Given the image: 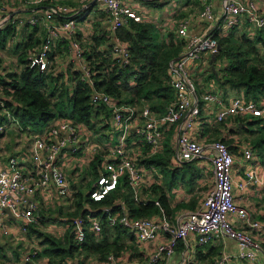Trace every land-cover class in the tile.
<instances>
[{"label": "built area", "instance_id": "built-area-1", "mask_svg": "<svg viewBox=\"0 0 264 264\" xmlns=\"http://www.w3.org/2000/svg\"><path fill=\"white\" fill-rule=\"evenodd\" d=\"M42 1V0H37ZM100 5L111 23L112 32L118 41L109 49L108 55L116 59L123 67L131 64V53L126 41L119 38L118 29L128 25L132 20L142 22L143 15L139 14L125 0H93ZM202 8L199 18L205 23L206 32L191 35L189 19H182L178 26V37L182 39L183 51L178 58L169 64L171 69V85L174 87L177 98L170 104L169 111L162 116H153L149 109L143 112L146 120L141 127L142 135L156 152L164 135L166 127H175L176 151L174 160L178 163L187 161H199L207 163L212 172L214 183L206 194L202 204L184 214V219L173 223L167 216L155 217H132L128 211L116 213L113 206H107L103 212L107 214L110 225H121L132 231L140 244L148 241H158L156 250L146 249L144 263L128 261L124 256L111 254L107 261L100 264H157L159 261H167L175 254L180 241L188 242L186 248L194 241L199 246H204L213 241L227 237L237 243V253H222L212 264H236L246 262L255 264L264 249H262L258 234L264 231V221L255 220L247 208L236 202L234 190L236 185L242 189L248 181L255 183L260 181V176L254 169L247 172V179L235 183L233 170L236 158L226 141L219 139L208 143L198 142L190 135V130L197 126L203 110L210 109V102L220 103L221 108L214 116L215 122L219 123L229 117L237 115L264 114V96L254 100H247L244 94L231 99L222 98L218 93H209L201 96L197 92L195 80L190 73L187 64L196 63L204 54L209 56L219 53V41L215 37L222 29H232L241 25L245 20L248 24L249 35H253L258 29L264 28V14L255 0H222L219 11L214 10L211 0H201ZM0 25L10 20L16 21L17 25L36 26L40 22L39 16H13L8 12L5 0H0ZM47 22L46 37L39 46L30 48L29 67L39 71L56 70V64L51 57L54 39L63 32L72 39V49L78 59L81 60L80 69L83 72V80L92 83L95 70H92L86 60V52L83 51L77 40V25L81 18L78 11H74L70 5L55 4L49 7L45 15ZM64 17L67 20L56 23V18ZM14 40H12V43ZM0 88V108L7 118L2 130L12 125L15 121L12 112L6 107V98L2 96ZM91 100L94 104H105L112 107L114 122L120 131L119 145L113 151V158L99 171L96 181L89 190L90 199L100 202L106 199L110 191L116 189L121 178L127 179L135 197L139 193V185L144 173L133 159L125 154V141L131 131L134 121L137 119V109L130 105H120L109 92L94 89ZM204 103L206 104L204 107ZM82 133L79 126L73 121L60 119L54 122L52 127L35 136L32 142L31 156L36 164L35 176L24 178L16 169L18 158H13L12 171L0 173V233L9 235L11 227L2 219L3 211L9 209L12 216L21 220L24 224L21 228L26 231L25 225L37 222L38 203L33 199L37 193L53 186L61 196L70 194V184L58 158L69 147L73 152H78ZM162 143V142H161ZM208 148V150H207ZM94 151L96 145H92ZM96 155V154H95ZM247 160L253 159L254 148L247 145L243 150ZM211 166V167H210ZM92 212L85 217L74 218V233L80 242L85 240V224L90 222L91 231L99 233L102 229L101 220L93 216ZM241 224L239 228L237 225ZM246 228V229H245ZM248 229V230H247ZM37 254L34 250L26 253V261H30ZM185 261L187 258L184 259ZM47 264V263H46ZM65 264V263H64ZM98 264V263H97Z\"/></svg>", "mask_w": 264, "mask_h": 264}, {"label": "crops", "instance_id": "crops-1", "mask_svg": "<svg viewBox=\"0 0 264 264\" xmlns=\"http://www.w3.org/2000/svg\"><path fill=\"white\" fill-rule=\"evenodd\" d=\"M255 1L258 3L260 9L264 14V0ZM125 2L129 3L133 9H135L139 14L143 15L142 21L151 23L157 28L158 32H160L161 34V39L163 41L169 43L171 41L176 42V39H178L177 43L182 46L181 49L183 48L184 42L180 37H178L177 26L182 19H189L191 21L189 30L191 35H198L206 32V25L199 18V11L202 8L201 0H125ZM59 3L70 5L74 11H78V14L81 18L77 21V40L79 41L81 48L84 52H86V54H88V52H91L94 47L97 48V51L109 52L110 47L118 42L115 39V33L112 32L111 23L108 20L105 11L93 0H5L7 11L11 12V14L15 17H27L32 15L40 17V22L36 26L17 25V29H19L16 35L20 36L18 40L24 41V38H27V36H29L28 34H31L33 41L36 40V38H39L40 41H43L47 35L45 31L47 26L45 15L48 12L50 6ZM211 3L214 10H220L222 0H211ZM65 20L67 19L64 17H60L56 18L55 22L61 23ZM0 27H2V24L0 25ZM247 27L248 24L244 20L241 25H237L234 28L237 29V31L239 30V32L248 34L249 30L247 29ZM233 31L234 30L232 29H222L219 34L222 36H227ZM260 31L264 32V28L258 29L253 33V35H251V37L253 38V36L258 35ZM59 34L60 35L54 39L55 43L51 51V53L54 54L53 60L55 61L57 67L55 71L62 73L67 70L70 71L80 69L81 60L78 59L73 52L72 39L63 32ZM171 35H173V37H171ZM258 43L261 52L264 55V41H259ZM8 45L14 46L12 41H9ZM182 51L183 49L180 51V54ZM64 52L68 53V57H65L63 55ZM3 57H5V54L0 49V67L3 68L2 71L0 69V74L4 75L3 77H5V74L7 73L5 69V67L7 66V62L2 61ZM214 61L215 59L212 61V55L209 56L208 54H204L201 58L198 59V61H196V63L187 64V67L195 80L197 92L201 96L213 92L220 93V91H218L220 88L218 87L221 85H219V83L214 78H209V73L211 72V70H214ZM18 66H20L19 61ZM218 67H220V64ZM217 71L218 69H216V73L214 71L216 75ZM203 76H205L204 83L203 85H201V83L203 82ZM61 79L66 82L68 89L71 90L73 88L75 82L73 80H69V74H66V77ZM210 81L213 83V85L210 84ZM229 89L227 90V94L230 96H228L227 98L223 97L224 92H221L220 94L223 95H221L222 98L231 99L236 97L237 95L239 96L244 93L243 91H235L232 89H230L231 91L229 93ZM231 93H235V95L232 96ZM2 96L9 100L6 92H2ZM176 98L177 94L175 92L173 101H175ZM173 101L168 104L167 110L163 114L169 111L170 104ZM208 104L212 106H210V109L208 111H202L199 120L200 123H198L197 126H194L190 130V135L194 140L200 143H208L219 139H224L226 141L228 140V144L232 150V153L234 154V157L236 158V164L233 170L235 183H239L240 180L247 179L246 174L248 171L252 169L256 171V173L261 178L260 181L257 183H255L254 181H248L247 186L244 189L236 185L234 195L236 196V202L245 206L249 213H251L253 219L257 221H264V149L263 151L262 149L260 151L257 148L256 150L254 149L253 159L247 160L243 155L244 148L247 145H250L253 148L255 147L250 144V142L244 141L242 136L243 134L238 132L240 131V128H238V131L233 133L229 131L228 127H233L230 121H228L230 125H227L226 122H215L214 116L221 108L220 103L216 104L210 102ZM205 105L206 104L204 103L203 107ZM145 109H149L153 116H162L154 112L152 113L149 106H145V108L141 109L140 113L139 111H137V119L136 121H134L127 140L125 141L126 144L122 145L125 147V154L133 159V161H135L139 166L140 170L144 173V177L142 178L143 180L139 185V193L137 195L138 199L135 197L133 190L130 189L132 191V198H135L138 203H147L153 201L154 199L156 200L155 203L157 205H160L161 202L159 201V196L164 193L167 202L169 203L167 204V206L168 208H171V213L168 214L167 207H165L163 203H161V212L154 217L160 218L161 216L165 215L173 223H177L178 221L184 219V214L199 207L205 199L209 189L207 187L203 188V186L206 184L208 185V183L204 182V178L201 176H203L204 170L208 171L206 169L208 165L207 163H204L202 161H187V163L190 162L193 165V167H189L186 165V162L180 164L176 160H173V154H171V157L169 159L170 164L167 165L166 168H180V171L184 170L185 174H187V178L179 187H174L172 183L171 187H167L166 183L168 181L167 179L169 178L165 177V179V174L161 171L160 167H158L153 162L149 164L148 161H151V159L153 158L152 155H163L167 137H169L171 145L170 147L172 148V150L174 149L176 151L175 132L177 131V128L176 126L165 128L164 135L161 140L162 143L160 142L158 150L154 152L153 147L145 141L144 136L142 135L141 127L146 120V118H144L143 116V112L145 111ZM244 116L247 118V121L263 119L264 123V114H247ZM63 118L73 121L69 118L59 117L58 119L53 120L45 126H40V124L37 125L38 130L35 132L33 131V127L26 126L23 127V130L18 132L16 135H12V139L8 135V132H10L11 129L10 131L8 129L7 133L4 134L1 139H9V142L11 144L13 141L14 144L18 145L20 142H22V150L12 153V155L9 157L0 156V173L5 170L12 171L13 167L11 164V160L13 158H18V165L16 169L22 173L23 177L27 179L31 176H35L36 164L34 163L31 156L32 142L35 136L43 133L46 129L52 127L55 121ZM231 118L232 117H229L225 121L230 120ZM17 125H19V122L13 121L11 125L12 129L17 128ZM76 125L79 126L82 133V138L80 141V144L82 145L81 149L78 152L74 153L73 147H69L64 150V152L58 158V163L64 170L67 181H69L71 187L70 194L61 196L58 194L56 187L53 186L43 190L40 193L38 192L37 195L33 198L35 200V203H38V212L36 217L37 222H32L25 225L27 226L26 231L21 230L24 224L21 220L17 221L10 212L4 210L2 219L5 220V223L7 222L9 224L12 232L9 235L0 233V240L3 237H7L15 243H18L20 240H23L26 237H30L33 244L31 248H29V250L27 248L26 253H31L32 251L36 250L38 254V248L40 247L39 242L41 239L36 235V233H32L34 232L33 229H35L36 231L38 229L40 230L39 226L42 225V227H44L46 231L54 235L60 236L65 233L68 227L69 218L64 216V214L74 212L76 210V194L79 192L83 193L81 186L85 183L88 184V190L86 194L89 192V189L92 187L93 182L96 181L97 172L103 169L104 166L109 162V160L113 158V151L120 144V131L117 124H115L114 122L113 112L108 115H100L92 122V125H90L89 127L83 123H76ZM93 125L96 126L94 127ZM236 127L237 126H235V128L233 129L236 130ZM92 145L97 146L96 151L92 149ZM190 173H193L196 178V186L193 190H189L185 184V181L189 179L188 176ZM199 174L201 176H199ZM213 181L211 182V184L209 183L210 187L212 186ZM154 189L157 190L155 191ZM114 201L115 205H103L99 208L86 202L84 213L87 210L94 213L103 212L104 208L107 206L119 207V209L114 210L116 213L128 211V202L126 198L118 197L114 199ZM82 214L83 212L80 215ZM50 215H52L53 217H51ZM237 226L240 228L241 224H238ZM258 237H260V241L264 243V231L258 234ZM161 240L162 239H159L158 241L151 240L145 244H140L138 242V248L141 252H144V255L146 257L147 253L145 252V250L149 248H151L152 250H156L157 243ZM187 243L180 241L178 244L179 247L176 249L175 254L171 256L167 261H159L157 264H212L217 257L222 255V253L227 252L235 254L238 251L237 243L227 237L219 238L212 243L204 246H199L197 245V243L192 241L190 246L186 248ZM24 249L25 248L23 247V244L22 247L19 245L16 247H12L6 244H2L0 247V257L3 256V260H0V264H48V260L45 259V257L41 256H34L30 261H26L25 255L22 254V250ZM262 249H264L263 246ZM4 252H6L7 255ZM8 254L11 257H9ZM80 257L81 258H76L72 263L69 264H90L94 260L91 259L88 261L84 258L83 255ZM185 258H187L186 261L184 260ZM144 261L145 260H143L141 263H144ZM100 263L101 262L98 261V264ZM236 264L248 263H244L241 261ZM255 264H264V251Z\"/></svg>", "mask_w": 264, "mask_h": 264}, {"label": "trees", "instance_id": "trees-1", "mask_svg": "<svg viewBox=\"0 0 264 264\" xmlns=\"http://www.w3.org/2000/svg\"><path fill=\"white\" fill-rule=\"evenodd\" d=\"M18 29L14 20L0 27V47L5 49L8 47V42L14 40L13 45L16 44V47L13 51L17 52L20 65L25 64V67L18 72L6 73L5 77L0 74V88L9 97V100L6 98V107L11 110L15 121L19 122V127H35L39 124L45 126L59 117L69 118L75 124L83 123L89 127L100 115H108L112 112L111 106L97 105L92 102L91 95L94 89L109 92L116 100L118 99L120 105L133 106L138 109L139 113L145 106H149L152 113L163 115L168 104L174 100L176 91L171 85L172 75L169 64L171 60L180 56L182 46L177 43L178 39L176 42L169 43L163 41L160 32L151 23L132 20L116 32L119 38L129 45L131 64L125 67L116 59H112L108 51H97L94 47L86 54L90 68L95 70L92 83L83 80L84 74L79 69L62 73L54 70L31 69L29 67L30 48L39 46L43 41L39 38L33 41L31 34H28V38L25 37L24 41H19L20 36L16 35ZM232 30L234 31L227 36H222L219 32L215 35L221 49L213 64L217 67L218 63L221 68H217V75L214 70H211L209 78H214L226 91L228 87L235 91H243L247 100L255 101L264 96V55L258 43L264 41V32L260 31L252 38L243 32H239L240 37H237V29L232 28ZM53 55L52 53L51 57ZM0 69L3 70L1 67ZM66 74H69V80L75 82L71 90L61 79L66 77ZM6 118V114L0 108V127H3ZM225 120L222 123L226 122L228 125L230 121L233 125L232 128L228 127L231 133L240 128L238 132L243 134L244 141L250 142L255 150L257 148L263 151V119L247 121L244 115H237L230 120ZM235 126H237L236 130L233 129ZM8 129L9 131L12 129L11 125L5 127L4 130L0 128V137L6 134ZM226 142L229 143L228 140ZM170 146L169 137H167L163 155H152L153 158L148 163H155L164 172L165 177L167 173H170L172 178L180 172V168H166L170 164L171 154H173V160L175 155V150H172ZM186 165L193 167L190 162H186ZM98 175L99 172L96 178ZM189 176L192 178L189 186H187L189 179L185 181V184L189 190H193L196 186V178L193 173ZM206 183L208 185H204L203 188L210 189L209 182ZM130 189L131 186L127 179L122 177L119 186L111 190L103 201L91 200L89 193L85 195L81 192L77 193L76 210L64 214L69 221L63 235L58 236L33 229L32 233H36L41 239L39 242L41 249L35 256L45 257L48 264H69L76 258H81L82 255L88 261L97 258V263L98 261L105 262L112 253L126 257L129 262L146 260L144 252L138 248L139 244L135 234L121 225H110L107 221V214L104 212H92V217L97 216L101 220L102 229L99 233L90 230L89 221L85 224L86 237L83 242H80L74 233V218L83 216L86 219L89 213V210L84 213L86 202L99 208L103 205H115L114 199L124 197L128 202V213L134 218L154 217L160 214L161 203L167 207L168 214L171 213L164 193L159 196L160 205H157L154 199L151 202L138 203L135 198H132V189ZM115 209L119 207L114 206ZM82 212L83 214L80 215ZM261 244L264 248V243L261 242Z\"/></svg>", "mask_w": 264, "mask_h": 264}, {"label": "rangeland", "instance_id": "rangeland-1", "mask_svg": "<svg viewBox=\"0 0 264 264\" xmlns=\"http://www.w3.org/2000/svg\"><path fill=\"white\" fill-rule=\"evenodd\" d=\"M40 36V35H39ZM236 36L237 37H240V33H239V30L236 32ZM249 36H251V35H249ZM27 38H28V36H27ZM16 47V44H14V46H10V45H8V47H6L5 49L4 48H1L0 47V49H1V51L5 54V57H3V59H2V61L3 62H7V66L5 67V69H6V71H7V73H10L11 71H13V72H18V71H20V69L21 68H24L25 67V64H22V65H20V66H18V60H19V57H18V54H17V52H15L14 53V48ZM20 51H22V49H20ZM63 55L65 56V57H68V53L67 52H64L63 53ZM55 64V63H54ZM219 64L217 63V67H215V65H214V67H215V69H219ZM210 70V69H209ZM208 70V71H209ZM204 78H205V76H203V82L201 83V85H203V83H204ZM206 80V79H205ZM211 81H214V80H211ZM210 81V84H212L213 85V83ZM218 88H220L218 91H220V93L221 92H224L223 93V95L222 94H220L219 92V94L220 95H222L223 97H228V96H230V95H228L227 94V91L222 87V86H219ZM228 89H229V87H228ZM230 89H229V93H230ZM217 93V94H218ZM231 95L232 96H234L235 95V93H231ZM203 114H204V112H203ZM17 128H15V129H11V131L10 132H8V135H9V137H11L12 135H16L18 132H20V131H22L23 130V128L22 127H19L18 125L16 126ZM33 127V126H32ZM34 129H33V131L35 132V131H37L38 130V127L37 126H35V127H33ZM29 132H32V131H29ZM3 137V136H2ZM2 137H0V156L1 157H3V156H5V157H9V156H11L12 155V153H15V152H17V151H21L22 150V142H20L19 143V145L18 144H14V141L12 142V144L9 142V139H5V140H2L1 138ZM11 139H12V137H11ZM14 150V151H13ZM22 154V153H21ZM211 167V166H210ZM208 171H206V170H204V174H203V176H201V177H203L204 178V182H209L210 184H211V182L213 181V177H212V172H211V170H210V168L209 167H207L206 168ZM167 175V178H169V179H167L168 181H167V183H166V186L167 187H171V183H172V185L174 186V187H179V186H181L183 183H184V180L187 178V174H185V172H184V170H181L179 173H177L176 175H174V176H172V178H171V174L170 173H167L166 174ZM189 177V180L187 181V186H189L188 184H189V182H190V180L192 179V178H190L191 176H188ZM164 178H165V176H164ZM82 179V178H81ZM92 179V178H91ZM90 179V180H91ZM166 179V178H165ZM207 179V180H206ZM81 189H82V191H83V193L84 194H86V192H87V190H88V184H83L82 186H81ZM60 199H63V198H60ZM51 217H53L52 215H50ZM39 228H40V231H42V232H45V233H48V234H50V232H48V231H46L45 230V228L44 227H42V225H40L39 226ZM5 235V234H4ZM25 235V234H24ZM128 241V240H127ZM2 244H6V245H9V246H12V247H16V246H21L22 247V244H23V247L26 249H24V250H22V254L23 255H25L26 254V252H27V248H28V250H29V248H31V246H32V244H33V242H32V239L30 238V237H26L25 239H23V240H20L18 243H15L14 241H12L10 238H7V237H3V238H1V240H0V247H1V245ZM40 247L38 248V251H40ZM33 250V249H32ZM33 252V251H32ZM6 255H7V253L6 252H4ZM21 254V255H22ZM8 256H9V254H8ZM9 257H11V256H9ZM25 257H27V255H25ZM0 260L2 261L3 260V256H1L0 257ZM97 262V258H94V260L90 263V264H97L96 263ZM21 264H25V263H21Z\"/></svg>", "mask_w": 264, "mask_h": 264}, {"label": "water", "instance_id": "water-1", "mask_svg": "<svg viewBox=\"0 0 264 264\" xmlns=\"http://www.w3.org/2000/svg\"><path fill=\"white\" fill-rule=\"evenodd\" d=\"M219 48H220V46H219ZM215 57H216V54H213V55H212V61L215 59ZM213 67H214V66H213ZM214 71H215V73H216V69H215V67H214ZM6 211L10 212L9 209H6Z\"/></svg>", "mask_w": 264, "mask_h": 264}]
</instances>
